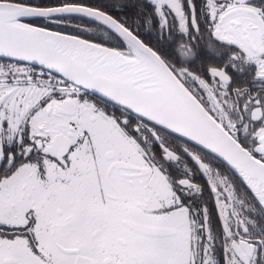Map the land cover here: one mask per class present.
<instances>
[{"label": "snow or ice", "instance_id": "obj_1", "mask_svg": "<svg viewBox=\"0 0 264 264\" xmlns=\"http://www.w3.org/2000/svg\"><path fill=\"white\" fill-rule=\"evenodd\" d=\"M0 264H264V0H0Z\"/></svg>", "mask_w": 264, "mask_h": 264}, {"label": "flooded vegetation", "instance_id": "obj_2", "mask_svg": "<svg viewBox=\"0 0 264 264\" xmlns=\"http://www.w3.org/2000/svg\"><path fill=\"white\" fill-rule=\"evenodd\" d=\"M197 182H200L199 180Z\"/></svg>", "mask_w": 264, "mask_h": 264}]
</instances>
